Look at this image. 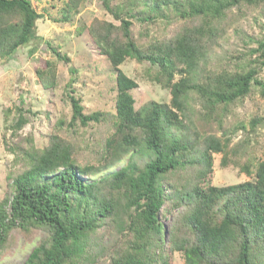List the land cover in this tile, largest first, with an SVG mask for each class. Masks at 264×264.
<instances>
[{"label": "trees", "instance_id": "obj_1", "mask_svg": "<svg viewBox=\"0 0 264 264\" xmlns=\"http://www.w3.org/2000/svg\"><path fill=\"white\" fill-rule=\"evenodd\" d=\"M83 2L64 0L62 18L69 20ZM103 5L117 22L95 18L85 28L115 72L114 112L84 111L70 86L75 73L70 67L68 123L102 124L96 157L118 161L126 153L127 158L115 171L96 178L104 168L79 161L80 148L57 130L41 148L30 135L26 145L15 141L9 150L21 167L8 174V191L0 200V248L18 227L41 230L23 264H171L174 252H182L183 264H264V156L257 160L247 149L244 160H234L247 151H241V143L230 146V134L246 125L227 124L232 106L253 85L264 97V81L258 76L264 67V34L254 38L244 62L208 66L232 26L254 12L264 14V0H103ZM170 10L179 21L170 36L137 42L133 20L146 26L158 17L170 22L165 17ZM40 16L31 0H0L1 61L41 38L36 34ZM51 50L59 60L70 61ZM127 58L150 64L149 78L169 88V103L154 101L142 111L135 109L130 91L138 84L120 68ZM35 74L43 88L56 87L52 61H42ZM16 109L11 134L28 122L24 108ZM261 120L251 118L250 128ZM214 153L222 155V165L232 161L252 178L222 186L206 183ZM166 203L176 210L167 229L161 220ZM103 226L123 242H115L111 250L100 244ZM106 254L108 259L102 257Z\"/></svg>", "mask_w": 264, "mask_h": 264}, {"label": "rangeland", "instance_id": "obj_2", "mask_svg": "<svg viewBox=\"0 0 264 264\" xmlns=\"http://www.w3.org/2000/svg\"><path fill=\"white\" fill-rule=\"evenodd\" d=\"M121 0H110L116 4ZM125 1V0H123ZM33 7L40 13L36 21V34L40 39H33L27 45L18 49L7 61L0 60V200L8 191L10 176L18 171L21 162L14 161V154L9 149L15 141L22 144L30 142L26 137H32L36 147H43L48 141L49 135L57 130L62 137L72 141L80 148L79 161L94 164L104 168L96 175L115 171L122 166L127 158L126 153H121L123 158L101 161L95 154V138L104 130L102 124L90 123L82 126L78 122L70 125L71 105L65 88L71 76L70 67L75 69L70 86L73 94L78 96L85 112L102 110L114 112L116 80L115 72L109 60L99 54L93 46L87 27L90 22L97 19L112 20V15L105 10L103 0H84L76 13H72L69 20H64L61 8L64 0H31ZM135 3V2H134ZM135 7L136 4H135ZM137 11V8H136ZM172 10L165 12L170 22L158 17L154 23L141 24L137 20L132 21L131 31L137 42L144 44L151 37L159 38L170 36L179 24L178 16L172 15ZM159 16V15H157ZM264 14L254 12L240 19L232 26L226 35L218 42L210 55L208 66L220 69L231 67L236 61L244 62L245 53L255 46L253 40L259 39L264 34ZM262 28V29H261ZM147 31V36H140ZM255 38V39H254ZM51 47L60 53L66 54L68 63L54 56ZM50 60L56 67L57 85L52 89H45L39 83L35 69L42 61ZM150 64L137 62L134 59H125L120 68L124 73L133 78L138 86L130 92L134 97L135 109L142 111L151 102L169 103L170 90L149 78ZM152 71V70H151ZM150 71V72H151ZM259 78L264 81V67L259 72ZM23 99V104L20 100ZM22 106L28 122L16 132L11 134L10 125L17 116L18 107ZM262 117L261 122L253 129L249 121L253 117ZM60 121H62L60 123ZM242 121L246 128H239L230 134V146L241 143V151H247L242 156H235L234 160H244L250 149L257 160L264 156V97L259 87L253 85L250 93L239 100L231 108L227 116V124ZM233 122V123H234ZM30 135V136H29ZM9 146V148L7 147ZM19 151V150H18ZM120 154V155H121ZM232 155H230L231 157ZM220 153L213 154L212 171L206 183L217 186L229 185L250 180L234 165L232 161L226 165L221 164ZM108 162V163H107ZM106 167V168H105ZM205 183V184H206ZM175 209L170 208L169 203L161 209V214L166 217L161 220L165 228L172 221ZM167 232V231H166ZM100 244L106 245L109 250L115 242L120 244L123 238H115L114 231L108 227H100ZM41 238L40 229H32L24 232L16 227L12 229L5 246L0 248V264H23L32 249ZM165 247H167L165 245ZM109 255L106 257L108 259ZM105 261V259H104ZM182 252L171 254V264H183Z\"/></svg>", "mask_w": 264, "mask_h": 264}]
</instances>
